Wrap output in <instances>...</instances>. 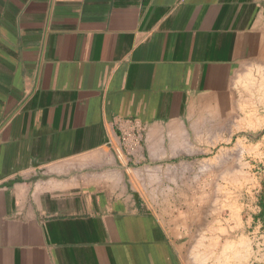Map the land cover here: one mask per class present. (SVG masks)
<instances>
[{"label":"crops","instance_id":"obj_1","mask_svg":"<svg viewBox=\"0 0 264 264\" xmlns=\"http://www.w3.org/2000/svg\"><path fill=\"white\" fill-rule=\"evenodd\" d=\"M263 54L264 0H0V264H264L262 187L178 203Z\"/></svg>","mask_w":264,"mask_h":264},{"label":"rangeland","instance_id":"obj_2","mask_svg":"<svg viewBox=\"0 0 264 264\" xmlns=\"http://www.w3.org/2000/svg\"><path fill=\"white\" fill-rule=\"evenodd\" d=\"M249 74L250 82L232 87L230 118L214 120L212 148L193 159L190 173L196 180L178 184L183 194L178 203L184 206L188 198L195 207L193 225L216 237L222 224L241 220L246 206L260 207L264 193V54ZM208 243L201 249L216 256L218 238Z\"/></svg>","mask_w":264,"mask_h":264}]
</instances>
